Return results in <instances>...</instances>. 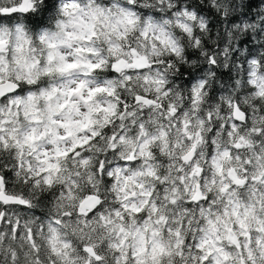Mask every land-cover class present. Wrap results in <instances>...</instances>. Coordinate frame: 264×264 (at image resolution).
Wrapping results in <instances>:
<instances>
[{
	"label": "clouds",
	"instance_id": "9594fccd",
	"mask_svg": "<svg viewBox=\"0 0 264 264\" xmlns=\"http://www.w3.org/2000/svg\"><path fill=\"white\" fill-rule=\"evenodd\" d=\"M0 264H264V0H0Z\"/></svg>",
	"mask_w": 264,
	"mask_h": 264
}]
</instances>
